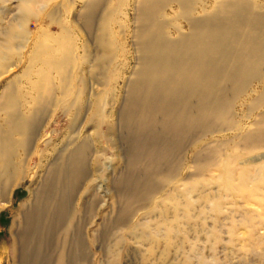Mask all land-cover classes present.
<instances>
[{
    "label": "rangeland",
    "instance_id": "rangeland-1",
    "mask_svg": "<svg viewBox=\"0 0 264 264\" xmlns=\"http://www.w3.org/2000/svg\"><path fill=\"white\" fill-rule=\"evenodd\" d=\"M86 1L0 0V93L7 82L20 79L27 62L16 68L14 64L27 60L41 42L58 37L60 26L70 32L79 49L80 63L73 70H80L81 81V70L90 64L84 57L85 44L97 53L79 16ZM135 1L114 0L109 41L117 58L108 68L106 80H101L104 84L97 86L100 96L94 116L88 104L80 113L79 105L65 113L67 104L51 105V113L29 149L20 147L10 158L19 177L10 187L7 201L0 199V264H23L22 246L12 225L67 146L73 125L80 126L82 136L94 139L95 151L74 194L71 233L65 228L56 232L50 264H69L58 250L63 239H72L65 251L74 260L77 226L86 255L79 264H264V125L260 124L264 122V100L256 94L263 90L259 82L235 102L226 123L231 128L186 147L173 170L162 165L173 176L158 175L161 187L143 201L133 200L130 210H124L122 178L135 170L132 176L139 180L143 168V164L139 169L128 164L130 142L126 139L130 135L119 125L125 85L136 63ZM255 1L264 10V0ZM171 32L177 36L173 28ZM254 138H260L258 144H253Z\"/></svg>",
    "mask_w": 264,
    "mask_h": 264
},
{
    "label": "bare ground",
    "instance_id": "bare-ground-1",
    "mask_svg": "<svg viewBox=\"0 0 264 264\" xmlns=\"http://www.w3.org/2000/svg\"><path fill=\"white\" fill-rule=\"evenodd\" d=\"M113 4L114 0H88L79 14L97 50L95 54L93 47L85 44L84 57L90 64L81 70L80 82V70H73L80 63L79 49L63 26L58 37L41 42L27 60L13 65L16 68L27 62L20 79L7 82L0 93V199L7 201L10 187L19 177L10 158L20 147L29 149L50 115L51 105L67 104L64 113L79 105L80 113L88 104L94 116L100 96L97 86L104 84L101 80H106L108 68L117 58L109 41ZM134 10L136 63L125 85L119 125L130 135L126 137L130 142L128 164L132 169L143 164V168L139 180L132 176L135 170L122 178L125 211L133 200L146 199L161 187L158 175L173 176L162 165L173 170L186 147L208 134L231 128L226 123L235 102L254 82L263 89L256 94L264 100V10L257 1L136 0ZM99 107L101 110L103 103ZM73 129L33 201L12 225L22 246L23 264L52 263L56 232L65 228L71 233L75 192L95 151L94 139L82 136L79 125ZM258 141L260 138H254L253 144ZM76 232L74 260L65 251L72 239H63L58 249L69 264L86 258Z\"/></svg>",
    "mask_w": 264,
    "mask_h": 264
}]
</instances>
